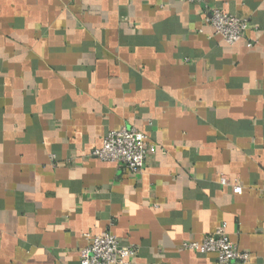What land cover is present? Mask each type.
<instances>
[{"label":"crops","instance_id":"crops-1","mask_svg":"<svg viewBox=\"0 0 264 264\" xmlns=\"http://www.w3.org/2000/svg\"><path fill=\"white\" fill-rule=\"evenodd\" d=\"M123 126L156 145L137 174L90 154ZM223 223L264 264V0H0V264H80L104 231L132 264H214L181 244Z\"/></svg>","mask_w":264,"mask_h":264},{"label":"built area","instance_id":"built-area-1","mask_svg":"<svg viewBox=\"0 0 264 264\" xmlns=\"http://www.w3.org/2000/svg\"><path fill=\"white\" fill-rule=\"evenodd\" d=\"M191 3H204V0H185ZM248 19L224 12L216 7L207 6L204 24L213 29L226 43L239 41L247 29ZM156 151V145L147 136L135 128L120 127L108 131L102 138L101 146L91 151V156L102 161L121 165L132 174L139 173L147 159ZM223 185H228L221 178ZM234 193L241 192L240 185L232 186ZM87 243L79 250L80 264H132L136 249L132 245L121 244L115 235L104 231L96 235H87ZM184 250L215 254L214 264H247L248 251L238 248L226 231L223 223L213 233L205 235L200 241L188 240L181 244Z\"/></svg>","mask_w":264,"mask_h":264}]
</instances>
